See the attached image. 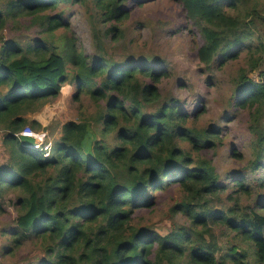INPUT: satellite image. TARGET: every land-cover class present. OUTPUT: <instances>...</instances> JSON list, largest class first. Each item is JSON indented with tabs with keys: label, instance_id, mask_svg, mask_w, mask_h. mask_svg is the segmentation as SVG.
Returning a JSON list of instances; mask_svg holds the SVG:
<instances>
[{
	"label": "trees",
	"instance_id": "1",
	"mask_svg": "<svg viewBox=\"0 0 264 264\" xmlns=\"http://www.w3.org/2000/svg\"><path fill=\"white\" fill-rule=\"evenodd\" d=\"M130 2L146 0H0V130L9 154L0 165V215L11 196L17 212L14 226L0 232L8 239L3 253L17 258L29 250L24 264H264V130L251 117L246 160L225 144V130L196 128L203 113L163 100L168 73L158 59L111 57L104 39H123ZM175 2L202 39L197 55L206 71L244 61L231 76V106L261 110L264 0ZM73 6L87 18L93 53L79 49L65 20ZM23 22L41 39L5 38ZM68 85L76 88L74 101L89 97L98 113L65 123L44 157L45 149L18 135L30 126L48 130L26 116ZM226 147L230 159L246 161L243 168L218 170L215 159ZM171 191L180 199L162 236L139 212ZM255 193V205H241ZM179 214L187 225L176 221ZM220 229L229 232L226 245L216 242Z\"/></svg>",
	"mask_w": 264,
	"mask_h": 264
},
{
	"label": "rangeland",
	"instance_id": "2",
	"mask_svg": "<svg viewBox=\"0 0 264 264\" xmlns=\"http://www.w3.org/2000/svg\"><path fill=\"white\" fill-rule=\"evenodd\" d=\"M129 7L131 18L125 24L126 33L123 39L117 42L111 41L110 38L104 39L109 55L116 60H122L127 56L137 60L144 59L146 62L147 58L158 59L161 64L158 67H163L168 73V77L164 78L160 85L163 100L174 98L189 113L197 111V115L203 113L198 119L196 128L198 126L220 127V130H225L224 134L227 135L225 144L234 145L246 155V160L250 159V146L253 142L250 119L251 117L255 119L257 126L264 130V107L261 110H255L250 106L246 109L235 108L229 101L233 97L231 76L244 61L234 62L223 70L206 71L201 66L197 55L202 39L190 32L185 11L175 0H146L141 5L130 2ZM67 13L65 20L71 21L79 49L93 53L92 33L86 16L77 6L70 7ZM128 27L131 29L129 32ZM37 31L35 27L27 28V23L23 22L22 25L4 31V36L9 40L22 39L36 42L41 39ZM249 77L255 81L258 80V75L251 74ZM209 79H212V85H208ZM74 94H77L76 88L66 86L61 97L45 106L39 113L26 116L30 121L37 120L45 128L49 127L48 130L39 132L41 145L42 142L49 140L52 144L55 143L61 137L62 126L65 123L86 121L98 113L97 107L89 97H82L81 101L76 102L73 100ZM224 119L226 120L223 122ZM3 135L4 133L0 130V165L6 164L9 159L8 150L3 143ZM98 136L102 138L101 135ZM227 153L228 147L215 159V165L219 171L236 170L245 166V160L236 162L230 159ZM255 198L257 199L256 193L250 199H243L241 205H253ZM10 199L14 200V196L7 200V213L0 215V232L10 230L17 218L16 209ZM179 199L180 195L176 191L161 195L153 209L139 212L142 224L152 226L162 236L167 235L171 227V221L167 215ZM176 221L187 225L186 218L181 214L176 217ZM229 238V232L226 230L220 229L219 232H215V239L219 245H226ZM7 244L8 239L0 233V264H18V262L24 264L29 250L22 251L17 258H14L10 254L3 253ZM8 250H10L9 247Z\"/></svg>",
	"mask_w": 264,
	"mask_h": 264
},
{
	"label": "built area",
	"instance_id": "3",
	"mask_svg": "<svg viewBox=\"0 0 264 264\" xmlns=\"http://www.w3.org/2000/svg\"><path fill=\"white\" fill-rule=\"evenodd\" d=\"M22 139H32L34 140V150H41L42 148L45 149L47 152H45L44 157H49V151L52 147L51 142L43 143L41 145V137L39 136V133H36L31 127H26L19 135Z\"/></svg>",
	"mask_w": 264,
	"mask_h": 264
},
{
	"label": "clouds",
	"instance_id": "4",
	"mask_svg": "<svg viewBox=\"0 0 264 264\" xmlns=\"http://www.w3.org/2000/svg\"><path fill=\"white\" fill-rule=\"evenodd\" d=\"M31 140V139H30Z\"/></svg>",
	"mask_w": 264,
	"mask_h": 264
},
{
	"label": "crops",
	"instance_id": "5",
	"mask_svg": "<svg viewBox=\"0 0 264 264\" xmlns=\"http://www.w3.org/2000/svg\"><path fill=\"white\" fill-rule=\"evenodd\" d=\"M69 86V85H68Z\"/></svg>",
	"mask_w": 264,
	"mask_h": 264
}]
</instances>
